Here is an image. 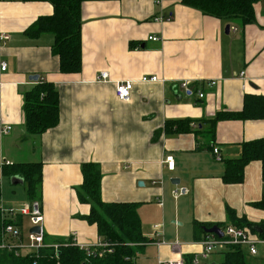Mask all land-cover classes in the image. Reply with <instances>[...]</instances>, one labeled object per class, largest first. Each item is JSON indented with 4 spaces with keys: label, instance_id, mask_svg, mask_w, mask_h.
<instances>
[{
    "label": "crops",
    "instance_id": "0c3cea01",
    "mask_svg": "<svg viewBox=\"0 0 264 264\" xmlns=\"http://www.w3.org/2000/svg\"><path fill=\"white\" fill-rule=\"evenodd\" d=\"M254 7L256 22L244 26L205 15L181 0L87 1L82 7V69L66 74L52 52V34L31 39L24 33L40 16L53 13L52 4L0 0V35L10 36L0 40V59L7 63L5 71L0 69V126L11 127L0 134V209L29 201L24 185L12 191L5 182L10 180L2 172L5 161L10 166L41 162L37 198L46 241L67 240L76 232L78 243L95 244L100 240L97 227L79 218L89 214L90 205L77 196L82 164L95 162L102 170L103 201L139 204L149 243L139 248L135 264L177 257L170 247L177 241L184 257L201 258L203 234L194 224L227 223V206L264 225V210L251 206L264 197L261 162L246 167L241 184H226L222 178L225 161L241 155L243 142L264 137V119L219 121L212 146L219 149L221 161L214 158L206 136L164 133L153 140L168 120L203 121L219 111L242 110L246 94L264 95V2ZM227 25L237 31L226 33ZM101 72L109 79L99 80ZM144 75L160 81L141 82ZM42 80L59 89L60 121L43 134L29 135L24 94ZM212 80L215 86L209 85ZM121 81L135 82L129 101L116 94ZM184 81L205 96L197 91L189 95ZM166 155L174 156L172 172L162 165ZM177 185L190 193L175 199ZM155 224L162 225L164 245L153 243Z\"/></svg>",
    "mask_w": 264,
    "mask_h": 264
},
{
    "label": "trees",
    "instance_id": "16d2710c",
    "mask_svg": "<svg viewBox=\"0 0 264 264\" xmlns=\"http://www.w3.org/2000/svg\"><path fill=\"white\" fill-rule=\"evenodd\" d=\"M48 1L53 6V13L40 16L26 30L31 39L39 38L49 33L54 36L52 52L59 58L60 72L66 74L79 73L82 69V7L87 1L106 0H23ZM261 0H181L184 5L193 7L205 15L219 19L240 20L241 24L249 25L256 22L255 4ZM24 128L26 134L40 135L54 128L60 121V93L52 83L42 80L24 94ZM264 119V95L246 94L243 108L240 111H219L214 117L203 121L168 120L165 126L156 131L153 140H158L165 134L195 133L208 137V148L213 152L216 140V127L222 120H260ZM207 145V144H206ZM241 155L238 158L227 159L223 174L226 184H241L245 180V169L253 161L262 164V179L264 181V137L245 141L241 145ZM8 166V167H7ZM7 167V168H6ZM6 168V169H5ZM3 174L20 176L25 180L29 200L38 199L43 181V163H16L5 165ZM83 182L77 188V196L81 203L90 205L88 215L79 216L90 225L97 227L102 243L112 250L99 248L91 255L71 239L56 241L59 248H43L39 252L16 256L13 251L0 252V264H135L139 248L144 246L147 238L143 234L142 222L138 213V203L135 202H105L102 199V170L95 162L82 164ZM1 195V194H0ZM251 206L264 210V197ZM228 222L219 224H203L195 222L194 228L209 235L205 227L217 225L225 229L228 225L247 228L253 234L264 239V225L250 222L245 216L239 217L234 209L226 208ZM22 225L20 216L13 219L3 216L0 211V234L5 225ZM261 229V232L255 230ZM202 238V239H203ZM48 241V240H47ZM248 253L240 246L232 245L222 252L219 264H251L247 260ZM193 257L185 255L186 264H193Z\"/></svg>",
    "mask_w": 264,
    "mask_h": 264
},
{
    "label": "built area",
    "instance_id": "2783aa9c",
    "mask_svg": "<svg viewBox=\"0 0 264 264\" xmlns=\"http://www.w3.org/2000/svg\"><path fill=\"white\" fill-rule=\"evenodd\" d=\"M231 31H237V28L232 26ZM10 39L8 34H1L0 40L6 42ZM150 40H159L157 37H150ZM0 69L5 71L7 69V63L0 59ZM245 73L240 74V78H244ZM99 80L109 79L107 72H101L98 76ZM141 82L150 83L160 81L159 77L156 75H144L141 79ZM217 81L212 80L209 82L210 86H215ZM134 81H121L116 83V94L118 98L122 101H129L132 97V90L134 89ZM182 87L189 94L193 95L195 91L199 92L198 96L203 98L205 96L203 91L196 90L193 86V83L190 81L182 82ZM10 126H0V134H6L10 131ZM213 155L217 161H221L222 157L220 151L217 147L213 148ZM5 164L9 165L8 161H5ZM162 165L168 171L172 172L175 170V159L173 155H166L162 161ZM1 187V181H0ZM190 193V188L182 185H177L172 190V196L175 199H178L182 196H186ZM3 216H10L13 219L20 216L22 218V225L8 224L5 225L0 234V252L3 250L13 251L16 256H21L26 253L39 252L43 248H54L55 250L59 248L58 242H48L46 241V234L43 228L44 223V213L43 206L39 199L29 200L20 207L16 208H1ZM23 218H27L29 222L28 230L24 228ZM33 227H39V232H30V229ZM153 229L156 232L157 239L154 240L158 246L164 245L165 242L162 239L163 229L161 224H155ZM223 237H219L216 234H210L201 240V245L203 250L201 252V258L195 255L193 257V264H204L201 261L208 259L211 254L217 248H222L223 250L228 249L232 245H237L246 250V252L251 256H257L258 254V245L264 244V239H261L259 236L253 234L247 228H240L234 225H228L223 230ZM71 242L79 245L81 249L87 251L89 255L97 251L99 248H105L107 252L112 250L108 247L107 244L102 243L101 239L95 244H81L77 242V233H73L71 237ZM149 243V242H147ZM146 243V244H147ZM145 245V244H144ZM172 251L178 253L177 257L171 258L169 260H159L158 264H186L185 257L181 253L180 243L177 241L170 245Z\"/></svg>",
    "mask_w": 264,
    "mask_h": 264
},
{
    "label": "rangeland",
    "instance_id": "374dc122",
    "mask_svg": "<svg viewBox=\"0 0 264 264\" xmlns=\"http://www.w3.org/2000/svg\"><path fill=\"white\" fill-rule=\"evenodd\" d=\"M264 2V0H262ZM234 22H237L238 24H241V21L240 20H237L235 19ZM5 182L9 184V187L15 191H21L22 190V186L21 185H13L11 183V181L9 179H5ZM10 191V192H12ZM24 222H27V218H24ZM26 229L29 228V224L26 223V226H25ZM25 229V230H26ZM227 250V249H225ZM225 250H222V248H217L215 251H214V256L206 262V264H211V261H215V260H221L222 259V252L225 251ZM139 253V252H138ZM258 256H251V255H247V260L248 262H250L251 264H264V245H258ZM139 256V255H138ZM137 258V257H136Z\"/></svg>",
    "mask_w": 264,
    "mask_h": 264
},
{
    "label": "water",
    "instance_id": "95a60500",
    "mask_svg": "<svg viewBox=\"0 0 264 264\" xmlns=\"http://www.w3.org/2000/svg\"><path fill=\"white\" fill-rule=\"evenodd\" d=\"M230 31V25L226 26V33H229ZM31 78H33L34 80H38L39 76L34 75ZM10 181L13 185H24L25 184V180L20 177V176H13L10 178ZM179 183V181H177ZM255 230H257L258 232H261V229L258 227H255ZM40 228L39 227H33L30 229V232H39ZM205 232L206 233H210V234H216L219 237H223V232L222 229L220 227H218L217 225H214L211 228H207L205 227ZM211 264H217V263H211Z\"/></svg>",
    "mask_w": 264,
    "mask_h": 264
}]
</instances>
